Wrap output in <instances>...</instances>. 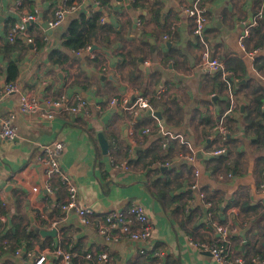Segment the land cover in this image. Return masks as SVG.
<instances>
[{"label": "crops", "instance_id": "1", "mask_svg": "<svg viewBox=\"0 0 264 264\" xmlns=\"http://www.w3.org/2000/svg\"><path fill=\"white\" fill-rule=\"evenodd\" d=\"M14 1L0 0V133L3 119L11 114L16 128L13 140L0 135V193L7 202L0 204V264H33L36 244L74 253L71 264H216L194 242L214 240L217 224L236 228L226 244L230 258L250 262L264 254V132L259 137L253 129L246 130L248 117L254 116L248 115L252 98L263 96L264 102V22L254 23L264 0H203L209 14L206 43L196 37L194 20L181 7L195 0H112L110 7L84 0L79 11L52 30L46 23L59 0H36L33 9L26 8L40 10L34 22L41 31L27 32L42 47L34 40L29 47L18 45L19 91L6 93L2 82L6 85L7 61L1 47L9 41L11 20L19 19ZM93 9H101L106 17L94 41V55L72 52L61 63L51 52L65 50L63 37L72 18ZM253 50L258 51L249 55ZM205 54L225 65L230 87L221 71L201 67ZM140 58L148 71L140 68ZM22 94L41 101L37 113L20 111ZM120 95L147 97L162 118L145 111L132 126L129 113L108 107V101ZM77 96L87 100L90 117L66 109L51 120L43 117L49 110L47 99L65 97L72 104ZM232 100L236 108L228 113ZM222 118L229 130L225 140L212 134ZM158 121L163 130L191 143L194 162H178L191 153L180 139L162 148ZM146 128L149 133L143 132ZM55 140L64 143L62 165L75 179L79 203L100 215L142 204L154 224L147 243L124 237L108 240L74 212L62 210L67 188L49 177L36 158L41 145ZM221 146L228 153L216 156L224 158L219 163L209 151ZM112 158L128 160L131 168H114ZM196 170L199 189L193 190ZM47 181L52 192L44 187ZM8 184L17 185L11 190L12 202L4 191ZM202 191L213 202L211 207L200 196ZM46 230L56 231L43 234ZM53 264L61 261L54 259Z\"/></svg>", "mask_w": 264, "mask_h": 264}, {"label": "built area", "instance_id": "2", "mask_svg": "<svg viewBox=\"0 0 264 264\" xmlns=\"http://www.w3.org/2000/svg\"><path fill=\"white\" fill-rule=\"evenodd\" d=\"M99 4L98 1H96ZM84 4V0H59L55 11L51 18L46 23V29L52 30L59 27L69 15L79 11L81 5ZM14 7L19 14V19L11 27L8 33L9 41L13 42L19 34L26 36V41L33 43V39L27 34L28 25L30 22L37 21L40 18V10L36 9L30 11L26 8L25 0H15ZM183 11L191 16L194 20V34L202 42L206 43V29L209 23V14L206 4L203 0H195L189 5L181 6ZM264 18V6L255 15L254 23L257 24L259 20ZM105 21V17L102 18ZM249 35V31L246 30L241 37V45L245 47L244 39ZM167 39L168 36L166 35ZM258 51V50H257ZM257 51H249V55H254ZM89 53L94 55V49L91 44H87L78 50H74V53L80 55L82 53ZM201 67L208 70L221 71L223 73L224 81L230 87L232 78L229 72L226 70L225 65L217 58L211 57L205 54V58L201 63ZM19 91V85L17 82H11L5 85V92L12 93ZM233 98V97H232ZM46 104L49 106V110L42 113L43 117L47 119H53L58 110H68L75 116L86 115L90 117L92 115L91 109L87 100L77 96L75 103L69 104L65 97L58 99H47ZM108 107H118L122 111L130 114V122L132 126L136 125L141 117V114L145 111H149L152 116L154 115L155 108L149 99L143 95L137 97H130L128 95H120L118 97L111 98L108 101ZM41 108V101L32 95L22 94L20 98V111L25 114H35ZM236 108V102L232 100V104L228 113H234ZM14 115L11 114L2 121V130L0 135L5 140H13L16 136V128L12 125V119ZM157 118V117H156ZM158 119V118H157ZM159 126L163 132V140L161 146L164 150H167L170 141L172 139H180L191 151V153L183 154L178 162H194L196 160L195 150L191 143L186 140L181 134H174L170 131L163 130L161 123L158 121ZM144 133H149L150 128H146ZM212 134L223 140L229 134V130L225 125L224 119H220L219 123L212 128ZM64 143L59 140H55L53 143L41 145L37 154V161L45 168L46 174L49 177L58 178L62 184L67 188L68 196L65 202L61 203V208L65 212H74L79 218L80 222L84 225L94 228L100 235L104 236L108 240H119L120 238H129L134 241L148 242L152 238L154 224L150 219L146 208L136 202L133 203L127 209L112 210L104 215H100L91 206L81 205L78 201V187L75 183L74 177L64 168L62 165V156L64 153ZM228 149L225 146H221L218 149L209 151L212 156L226 155ZM111 164L114 168L120 170H128L131 165L128 160L117 161L114 158L111 159ZM161 165V164H160ZM163 166V165H162ZM200 176L199 170L195 171L194 183L190 185L193 190H198V178ZM45 189L52 192V187L49 181L45 183ZM34 191H38V187L33 188ZM200 196L206 201L205 203L211 207L213 202L207 199L205 192H200ZM6 199L3 193H0V204L6 205ZM217 235L211 242H194L197 249L205 252H209L214 258L216 264H264V254H258L254 256L250 262H246L243 257L230 258L226 252V244L236 228H231L228 224L216 225ZM145 250L142 249L141 252ZM34 257L33 264H53L54 259H59L61 264H71L74 257V253L66 251L60 246L42 247L41 244H36L33 248ZM102 258L106 259L107 255L102 254Z\"/></svg>", "mask_w": 264, "mask_h": 264}, {"label": "trees", "instance_id": "3", "mask_svg": "<svg viewBox=\"0 0 264 264\" xmlns=\"http://www.w3.org/2000/svg\"><path fill=\"white\" fill-rule=\"evenodd\" d=\"M71 2L74 0H70ZM99 2L100 7H110L112 0H96ZM36 0H25V5L30 9L34 8L36 5ZM142 4L135 2V5ZM143 6L147 7L145 4ZM105 17L104 12L101 9L90 10L89 13L81 12L72 18L68 26L66 34H64L62 46L65 50L56 49L51 52V55L58 54L62 59H59L61 63L66 62L70 59V55L74 50H78L81 47L91 44L94 45V41L97 38L99 32L104 29L106 24L105 21H102V18ZM16 20H11V27L15 24ZM264 19L259 20V23H263ZM30 28L28 32L35 29L40 33V27L35 25V22H30ZM27 32V34H28ZM29 35V34H28ZM31 37V35H29ZM34 43H38V39H33ZM36 40V41H35ZM18 45H23L24 47H29L30 43L26 41V36L24 34H19L13 42L8 41L4 43L1 47L3 51L4 58L7 61L6 65V84L11 82H17V79L20 75L19 61L15 57V53L20 49ZM42 44L38 43V48L41 49ZM260 68V67H259ZM1 90V86H0ZM252 106L248 109V115L254 114L253 117H248L246 122V130L249 131L253 129V132L256 133L259 137L263 135L264 132V109H263V96H257L251 100ZM228 119H231V116H228ZM229 138V136H228ZM229 140V139H228ZM212 160L215 162L221 163L224 161L222 156L216 157L213 156ZM1 210V209H0ZM1 212H4L1 210Z\"/></svg>", "mask_w": 264, "mask_h": 264}, {"label": "water", "instance_id": "4", "mask_svg": "<svg viewBox=\"0 0 264 264\" xmlns=\"http://www.w3.org/2000/svg\"><path fill=\"white\" fill-rule=\"evenodd\" d=\"M96 48H98V46H97V45H93V49H96ZM140 62H141V64H140V68L145 69V70L148 71L149 68H148L147 66H145L144 61H143V58H140ZM107 78L114 79V77H113L112 75L107 76ZM2 85L5 86V81L2 82ZM154 115H156L159 119L162 118V113H161L160 111H158V110H156V111L154 112ZM100 140H101L102 146L106 149V148L108 147V144H107L106 139L101 135V136H100ZM16 186H17L16 184H8V185L5 187V189H4L5 194H6V197H7V199H8L10 202H12L11 190H12L14 187H16ZM262 216L264 217V212H263ZM55 231H56V230H46V231H42V233H43V234H44V233H45V234H54Z\"/></svg>", "mask_w": 264, "mask_h": 264}]
</instances>
